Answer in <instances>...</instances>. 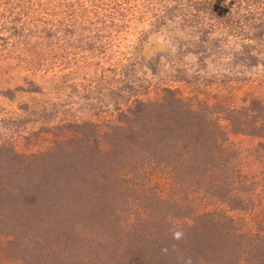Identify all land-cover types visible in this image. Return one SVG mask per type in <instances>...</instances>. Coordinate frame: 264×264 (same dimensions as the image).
Wrapping results in <instances>:
<instances>
[{
    "label": "trees",
    "instance_id": "obj_1",
    "mask_svg": "<svg viewBox=\"0 0 264 264\" xmlns=\"http://www.w3.org/2000/svg\"><path fill=\"white\" fill-rule=\"evenodd\" d=\"M148 1L152 27L170 22L227 58L239 53L258 63L264 55V0ZM114 5L112 25L132 6ZM47 36H58L54 26ZM94 126L76 125L80 137L69 146L56 142L39 154L0 145V236L11 257L24 264H184L189 257L193 264H264V228L243 227L228 213L245 204L226 175L230 151L223 145L226 126L232 134L264 136V118L167 87L158 99L119 112L105 131ZM135 160L202 187L227 209L197 210L140 191L123 173ZM177 226L181 241L170 232Z\"/></svg>",
    "mask_w": 264,
    "mask_h": 264
},
{
    "label": "rangeland",
    "instance_id": "obj_2",
    "mask_svg": "<svg viewBox=\"0 0 264 264\" xmlns=\"http://www.w3.org/2000/svg\"><path fill=\"white\" fill-rule=\"evenodd\" d=\"M122 1L131 10L112 25L110 9ZM153 13L148 0H0V145L26 155L56 142L69 146L80 137L76 125L92 123L101 133L119 112L158 99L167 87L264 118V55L258 63L239 53L227 58L170 22L152 27ZM72 23L80 27L74 31ZM50 25L57 37L47 36ZM225 128L226 175L245 204L228 213L243 227L264 228V136ZM97 145L107 147L101 139ZM123 173L145 193L197 210L227 209L202 187L179 184L146 160ZM6 240L0 236V264H24L9 255Z\"/></svg>",
    "mask_w": 264,
    "mask_h": 264
},
{
    "label": "clouds",
    "instance_id": "obj_3",
    "mask_svg": "<svg viewBox=\"0 0 264 264\" xmlns=\"http://www.w3.org/2000/svg\"><path fill=\"white\" fill-rule=\"evenodd\" d=\"M170 232L172 234V238L176 241H181L185 238V233H184L183 229L179 226L171 228ZM172 251L173 252L177 251L175 245H173ZM168 252H169V249L167 247H164L161 249V253L164 255H167ZM184 264H193V262H192L191 258L189 257L184 261Z\"/></svg>",
    "mask_w": 264,
    "mask_h": 264
}]
</instances>
